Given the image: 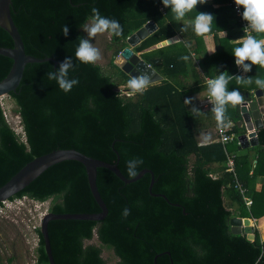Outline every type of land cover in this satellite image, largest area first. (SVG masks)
<instances>
[{
	"label": "trees",
	"instance_id": "16d2710c",
	"mask_svg": "<svg viewBox=\"0 0 264 264\" xmlns=\"http://www.w3.org/2000/svg\"><path fill=\"white\" fill-rule=\"evenodd\" d=\"M160 5L161 0H12L11 18L25 53L38 59L51 58L56 66L52 62L27 64L17 90L8 95L20 117L23 140L6 122L0 104V186L34 158L71 149L117 164L127 179L132 177L127 175L126 162L141 158L138 172L151 171L152 194L163 195L168 201L149 194V174L124 184L109 170L97 169L96 186L107 215L99 222L50 221L47 229L55 264H106L100 255L102 248L112 250L116 264H154L158 255L156 264H264V241L259 232L253 230L250 241L246 235H232L229 227L232 217L264 219V182L258 190L254 187L258 178H264V128L257 132L258 145L244 156L234 154L236 141L200 144L204 118L193 116L183 104L188 85L180 80L187 82L189 63L179 57L189 52L185 44L202 36L184 26L180 41L164 46V42L178 38L164 18L170 10L164 7L162 16ZM93 7L101 15L117 19L124 29L119 38L109 36L111 65L131 34L149 21L158 26L133 52L148 63L159 60L153 65L163 77L159 84L127 96L99 65L78 61L75 48L84 36L80 29L90 20ZM64 25L69 27L66 37L62 34ZM12 46L9 35L0 29V48ZM220 48L219 43L215 53ZM66 56L73 58L72 77L78 80L67 93L47 78ZM11 64L10 59L0 56V80ZM231 66L228 73L233 75V56ZM118 72L124 81L121 85H125L129 77ZM245 75L264 77V68L255 65ZM231 84L239 89L241 102L246 93L257 89L254 83L236 84L234 77L229 88ZM240 103L231 106L226 119L235 123L240 119ZM241 131L233 128L236 135ZM228 156H233V172L226 171ZM236 181L251 199L248 208L235 188ZM22 197L39 202L51 199L49 212L54 214L100 211L85 169L76 161L51 166L10 201ZM124 208L129 210L127 217L122 216ZM37 232L36 264H48ZM94 236L99 246L82 249L83 241ZM12 260L9 258L8 264Z\"/></svg>",
	"mask_w": 264,
	"mask_h": 264
},
{
	"label": "water",
	"instance_id": "95a60500",
	"mask_svg": "<svg viewBox=\"0 0 264 264\" xmlns=\"http://www.w3.org/2000/svg\"><path fill=\"white\" fill-rule=\"evenodd\" d=\"M11 4L12 0H0V29L4 30L9 35L13 44L11 48H0V56L8 58L12 62L8 74L0 80V98L8 96L10 93L17 90L27 64L52 62L54 67L56 66V62L51 58L38 59L25 53L21 37L11 18ZM154 31L155 26L153 22L146 23L126 39L127 46L113 59L114 66L129 78L133 75L147 74L151 81L149 86L159 84L163 80L153 68V65L158 61H152L151 63L144 61L133 52V48ZM122 92L130 96L127 88H124ZM245 99L246 101H243L240 105L241 127L244 128V132L237 137L241 149L257 146V132L264 128V90L255 89L251 95H246ZM64 161H76L84 167L90 193L100 211L93 214H54L49 212L43 216L39 231L48 264H55L51 254L47 229L50 221L77 220L99 222L106 217L107 208L96 186L97 169L104 168L109 170L124 184L134 183L144 174H149V194L153 197H160L168 202L163 195L152 194L151 189L154 183V176L149 170H141L136 177L127 179L121 174L117 168V164L99 161L75 150L57 149L26 163L6 183L0 186V203L10 200L48 168ZM229 227L232 235H246L247 239L250 241L254 239L252 218L240 219L232 217L229 219ZM159 256L161 255L154 258V264H156V258Z\"/></svg>",
	"mask_w": 264,
	"mask_h": 264
},
{
	"label": "clouds",
	"instance_id": "9594fccd",
	"mask_svg": "<svg viewBox=\"0 0 264 264\" xmlns=\"http://www.w3.org/2000/svg\"><path fill=\"white\" fill-rule=\"evenodd\" d=\"M161 3L170 10L172 18L176 21H182L187 14L195 13L191 27L197 36L210 33L215 16L196 10V6L204 4L205 0H161ZM234 4L238 9H242L241 18L246 22V26L243 28L244 35L238 39L236 44H233L231 50L234 64L242 70V74L231 75L227 71L221 72L215 68V75L206 79L207 87L203 93V100L206 99L211 105L210 111L218 125L225 124L227 107L236 106L243 99L238 88L230 89L228 87L233 77L238 85L247 86L254 83L257 89L264 90V77L243 75L249 73L255 65L264 68V0H234ZM91 13L89 22L83 25L86 35L79 38L75 48V57L83 64H94L101 58L99 49L94 46L90 37L107 33L109 36L119 38L124 31L117 19L101 15L97 8L93 7ZM62 34L65 37L68 36L69 27L67 25L62 27ZM224 34L226 35L225 32ZM184 47L189 49V52L181 55L179 59L190 63L194 53L191 52L190 44H185ZM73 71V58L66 56L55 70L47 73V78L50 81H55L59 89L67 93L78 84V80L72 77ZM150 82L147 74H138L127 79L124 87L129 90L130 95L142 94L148 89ZM183 104L187 106L189 113L193 116L202 114L201 110L193 104V98H185ZM142 164L141 158L129 159L126 162L127 175L132 178L136 177ZM128 214L129 210L124 208L122 216L127 217Z\"/></svg>",
	"mask_w": 264,
	"mask_h": 264
},
{
	"label": "crops",
	"instance_id": "0c3cea01",
	"mask_svg": "<svg viewBox=\"0 0 264 264\" xmlns=\"http://www.w3.org/2000/svg\"><path fill=\"white\" fill-rule=\"evenodd\" d=\"M217 3L218 4H216L214 0H205L204 4L202 5L198 4L196 6L197 11L213 14L215 16V21L213 22V26H212L213 30L211 31V33L203 35L196 42L195 40H192L190 42L191 52L194 53V56L192 57L191 62L186 66L187 71H188L187 82L184 80H180L183 84H186L185 87H187L188 85V92H187L188 94L185 98L187 97L193 98V104L195 106H196L195 100L204 98L203 93L206 91V87H207L206 79L209 78V77H206L205 75H209V74L215 75V68L219 69V71L221 72L223 71L228 72L231 70L232 68L231 66L232 46L233 44H236L238 42V39L243 36L240 24L235 18L233 11L231 10L230 0H218ZM210 7H212L213 10L215 11L207 9ZM160 14L163 16L164 13H160ZM194 14L195 13L187 14L184 20L182 21L174 20L172 18L171 12L168 14V16H164V18L166 19L170 27L173 29V31L176 33L177 38H178L177 40H170L169 42H164L163 43L164 46L170 43H175V42L180 41L181 31L183 27L191 26V21H192ZM149 22H153V21H149ZM153 24L155 26V31H156L158 26L154 22ZM224 32L226 33V35L224 34ZM217 39H219L221 48L219 49L218 52L215 53L216 48L219 46V43H217ZM187 50L189 51V49ZM157 61L159 62V60ZM233 75H240V74H238L236 71ZM233 87H235V85L231 84L230 89ZM252 92L253 90L250 91L249 93H246L244 97L246 95H251ZM230 108L231 106H228L226 110V114H228L229 116L231 114ZM200 110L202 112L200 116L204 118V125H205L204 128H202V131L198 136L200 144H208L209 142L212 143V141L216 137V134H214L215 129H216V123H215L213 114L207 109H200ZM208 114H211V117L209 119L206 118ZM239 114H240V109H239ZM236 123H237V127L240 128V130H242L241 131V134H242L244 132L243 130L244 128L241 127L242 125L241 118L237 120ZM206 126L208 127L205 128ZM239 135H237V137ZM237 145H238V148L234 152L236 156H244L248 153L249 149L253 148V147H250L248 149H241L239 147V144ZM253 163L255 164V161H253ZM263 182H264V178H258L254 185L255 189L258 190L260 188V185ZM254 220L256 221V223L253 225V229L254 230L257 229V231H259L263 235L264 233L262 232V230L264 228V219L259 218V219H254Z\"/></svg>",
	"mask_w": 264,
	"mask_h": 264
},
{
	"label": "rangeland",
	"instance_id": "374dc122",
	"mask_svg": "<svg viewBox=\"0 0 264 264\" xmlns=\"http://www.w3.org/2000/svg\"><path fill=\"white\" fill-rule=\"evenodd\" d=\"M88 22L89 21H87V23ZM80 31L84 36L86 35L83 31V27ZM90 39L101 54V58L95 63L100 66L104 75L112 79V82L118 86V90L123 94L122 90L126 87L120 85L123 84L124 81L118 72V68L110 64L112 53L108 48L110 40L109 35L107 33L96 34L90 37ZM0 104L7 123L15 133L19 135V138L23 140L24 135L13 101L8 96H4L0 98ZM50 203L51 199L46 202H39L22 197L21 199L7 201V203L3 205L4 210L0 213V264H8L9 258L13 259L10 264H36V229H39L40 217L46 214ZM262 232L264 233V228ZM259 234L261 240L264 241V234L262 235L260 232ZM92 243L94 245H99L95 236L92 238ZM102 258L106 261V264H113L116 262L111 252L105 249L103 250Z\"/></svg>",
	"mask_w": 264,
	"mask_h": 264
},
{
	"label": "built area",
	"instance_id": "2783aa9c",
	"mask_svg": "<svg viewBox=\"0 0 264 264\" xmlns=\"http://www.w3.org/2000/svg\"><path fill=\"white\" fill-rule=\"evenodd\" d=\"M230 6H231L232 11L235 15V18L237 19V21L240 24L241 31L244 35L243 28L246 26V22L243 21L241 18L242 9L237 8V6L234 4V0H230ZM158 10L160 13H164V6L160 5ZM236 71L238 74H242V70L238 66H236ZM200 99L203 100L204 98H200ZM200 99L196 100V107H198L199 109H207L210 111L211 105L207 102V100L205 99V100L201 101ZM17 117H18V120L20 123L19 115ZM215 123H216V129H215L216 137L214 138V140L212 142H216V143H220L222 145H226L228 143L236 141V143L239 144L237 141V135L233 132V128L235 126H237V123H235L233 120H230V119H226L224 125H218L216 121H215ZM20 125H21V123H20ZM233 167H234L233 156H228L227 157V163H226V171L227 172H233ZM235 188L241 194L243 201H244L246 207L248 208L250 206L251 200L245 195L246 190L237 181L235 182ZM23 198H26V197H23ZM8 201H10V200H8ZM6 203H7V201L0 203V213L3 212V210H4L3 205H5ZM42 218H43V216L40 217V220H42ZM252 221H253V225H254L256 223V221L254 219H252Z\"/></svg>",
	"mask_w": 264,
	"mask_h": 264
},
{
	"label": "flooded vegetation",
	"instance_id": "af4514ba",
	"mask_svg": "<svg viewBox=\"0 0 264 264\" xmlns=\"http://www.w3.org/2000/svg\"><path fill=\"white\" fill-rule=\"evenodd\" d=\"M50 206V205H49ZM47 213H49V207H48V209H47V211H46V214ZM40 223H41V221H40ZM37 230L39 231V229H36V233H37V246H36V248H35V255H36V253H37V248L39 247V242H40V238H39V234H38V232H37ZM39 233H40V231H39ZM94 244L92 243V239L91 240H84L83 241V243H82V249H85V248H88L89 246H93ZM95 246H99V245H95ZM107 250V251H110L111 252V254H112V256L115 258V256H114V253L112 252V250H110V249H107V248H102L101 249V257H102V253H103V250ZM116 259V258H115ZM118 260L116 259V262H117ZM35 262H36V256H35ZM116 262L115 263H113V264H116Z\"/></svg>",
	"mask_w": 264,
	"mask_h": 264
}]
</instances>
